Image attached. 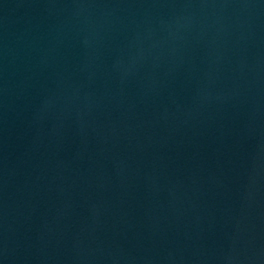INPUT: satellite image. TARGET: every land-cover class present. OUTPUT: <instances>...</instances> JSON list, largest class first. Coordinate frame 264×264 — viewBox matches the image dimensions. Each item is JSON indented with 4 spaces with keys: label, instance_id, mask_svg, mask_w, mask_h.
<instances>
[{
    "label": "water",
    "instance_id": "95a60500",
    "mask_svg": "<svg viewBox=\"0 0 264 264\" xmlns=\"http://www.w3.org/2000/svg\"><path fill=\"white\" fill-rule=\"evenodd\" d=\"M0 264H264V0H0Z\"/></svg>",
    "mask_w": 264,
    "mask_h": 264
}]
</instances>
